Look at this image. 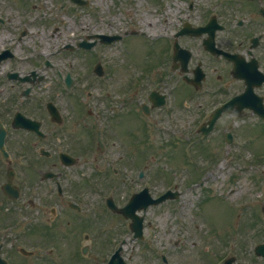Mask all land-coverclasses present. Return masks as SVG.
<instances>
[{"label": "flooded vegetation", "instance_id": "1", "mask_svg": "<svg viewBox=\"0 0 264 264\" xmlns=\"http://www.w3.org/2000/svg\"><path fill=\"white\" fill-rule=\"evenodd\" d=\"M15 9H0L5 15L0 18V125L7 153H0V208L8 202L16 220L24 201L38 216L55 197L82 200L86 187L80 176L89 166L95 168L94 180L108 184L120 198L119 186L129 184L109 157L119 153L118 139L132 155L135 138L161 133L168 118L180 121L184 109L197 133L217 106L237 96L240 103L263 109L264 0H193L184 12L178 10L185 20L180 19L172 40L159 53H147L137 67L88 53L76 47L77 41L72 49L67 44L56 49L48 19H21ZM24 23L29 27L20 28ZM105 46L96 41L91 50ZM236 109L222 111L209 135H200L215 146L214 164L221 155L231 157L240 150L247 134L245 129L231 131L227 116L235 112L245 121L255 119L252 128L264 123L256 111ZM71 168L83 171H73L69 178L66 170ZM53 208L48 207L49 213ZM7 248L14 245L4 239L0 251ZM253 251L240 244H214L202 264H223L232 256L235 263L264 264Z\"/></svg>", "mask_w": 264, "mask_h": 264}, {"label": "rangeland", "instance_id": "2", "mask_svg": "<svg viewBox=\"0 0 264 264\" xmlns=\"http://www.w3.org/2000/svg\"><path fill=\"white\" fill-rule=\"evenodd\" d=\"M87 1L89 4L82 7L71 5L67 0H2L1 4L2 6L18 7V11L25 18L39 16V14L42 18H48L50 20L48 33L52 36L51 41L54 46L64 42L72 43L78 38H84V35L98 32L113 33V31L121 32L123 29L139 32V35L128 36L124 42L115 43L103 49V54L100 53L103 57L116 60L120 66L125 61L127 63L128 59L124 57L127 54L132 55L139 62L143 60L144 52L150 50L145 41L151 39L144 38V32L148 35L150 33L170 35L172 27L176 25V16L173 10L177 4L176 0ZM164 42V39H157L152 47L159 48ZM116 66L120 68V66ZM182 118L187 119L186 114ZM239 124L240 127L234 124V128L240 129L241 123ZM190 127L188 126V128ZM167 138L166 136L149 138L150 153L152 154L146 164L145 180H138L137 168L131 171L123 170L124 174L126 172L130 174L131 178L140 185L138 188L147 186L152 195H158L168 188L179 189L178 186L183 189L182 195L176 202H165L158 208H149L147 217L150 219L149 225L153 229H146L145 245H142L139 250H134L133 264H161L158 260L160 254L168 256L169 264H193L194 257L196 260L199 257V255L196 257V252L204 251V248L212 243L211 240H216L209 232L214 226L221 231L228 230L226 222L229 220L232 222L233 213L226 203L231 205L234 213L237 212V215H240L239 220H234L233 223H239L245 217L243 215L244 208L250 207L256 201L262 200L263 202L256 203L264 205V159L260 164L251 163L252 157L256 154L253 150L243 153L244 155H241V152L239 157H234L230 161L232 163L230 169H226L225 173L208 170L201 174L204 171L202 170L199 177L193 183L188 184L194 178L192 171H187L184 167L181 170L178 161L169 165L168 162L173 159L170 155H166V161L163 159L165 154L159 155L164 151L160 147V143H163ZM120 145L119 142V155L121 152H125V149H122ZM209 149L214 150L215 146L212 144ZM246 157L248 159L245 161ZM169 158L171 159L169 160ZM199 164L201 165L200 162ZM227 179H230L229 183ZM200 184H203L202 187L199 186ZM204 191L206 194H203ZM205 196L210 199L200 206L205 202ZM219 197L228 201L225 199L221 201L218 199ZM212 198L217 199H213L211 202ZM172 216L176 220L175 226ZM56 221L61 223L65 222V219L59 217ZM123 225L125 223L120 221L119 226ZM23 228H26L25 225ZM237 228L232 233L240 230ZM18 240L22 241L24 246L34 249L35 254L30 259L4 251V254L12 259L13 263L40 264L37 259L44 255L47 256L48 245L41 243L39 235L22 233ZM174 244L178 246H173ZM60 264H71V262L62 258ZM198 264H200L199 261Z\"/></svg>", "mask_w": 264, "mask_h": 264}]
</instances>
